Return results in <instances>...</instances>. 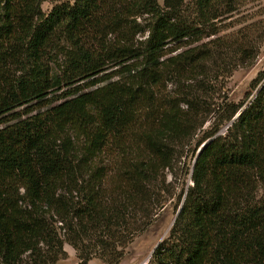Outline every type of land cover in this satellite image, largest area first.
Segmentation results:
<instances>
[{"label":"trees","instance_id":"1","mask_svg":"<svg viewBox=\"0 0 264 264\" xmlns=\"http://www.w3.org/2000/svg\"><path fill=\"white\" fill-rule=\"evenodd\" d=\"M246 1L0 0V264H55L64 245L118 264L192 142L146 264H264V71L251 98L222 94L264 43L256 13L220 34Z\"/></svg>","mask_w":264,"mask_h":264},{"label":"rangeland","instance_id":"2","mask_svg":"<svg viewBox=\"0 0 264 264\" xmlns=\"http://www.w3.org/2000/svg\"><path fill=\"white\" fill-rule=\"evenodd\" d=\"M55 2H43L41 9L44 13H47ZM254 17L251 21L262 20L264 21V0H247L245 5L240 9V13L235 15L231 19V24L228 29H223L220 34H231L236 36L239 29L242 32H246L249 27L242 28L245 24L249 23L251 14ZM259 13V14H258ZM249 20V21H248ZM250 21V22H251ZM140 37L139 39H141ZM118 67L112 68L116 70ZM264 71V43L261 45L259 53L254 63L245 68H236L230 77L225 80L222 94H226L228 100L232 102H239L245 96L251 98L254 94L255 79ZM228 124L224 125L220 132H224ZM207 126V123L203 128ZM200 135H197L195 139H199ZM195 140V141H196ZM195 149L194 142L189 146L183 147L181 156H177L173 162L172 168L169 171H165L166 183H169L171 190V197L167 198L163 207L158 210L155 220L151 226L142 234L133 238V240L123 249V258L118 264H145L146 260L150 258L152 249L155 244L161 239L163 240L170 228L171 221L174 219L176 212L179 208V197L185 187L191 184L190 172L191 163L193 158V152ZM67 257L65 259L58 260L55 264H78L75 252L73 249L64 245ZM87 264H106L103 261L92 258Z\"/></svg>","mask_w":264,"mask_h":264},{"label":"water","instance_id":"3","mask_svg":"<svg viewBox=\"0 0 264 264\" xmlns=\"http://www.w3.org/2000/svg\"><path fill=\"white\" fill-rule=\"evenodd\" d=\"M239 114H240V113L238 112V113L233 117L232 121L235 120V119L239 116ZM232 121H231V122H232ZM229 124H230V123H229ZM229 124H228V125H229ZM226 128H227V126H226ZM224 130H225V128H224ZM219 133H221V132H219ZM217 135H218V134H216V135L213 136L212 138L216 137ZM212 138H211V139H212ZM211 139H208L207 141H205L204 143H202L201 146L199 147V149H198L197 152H199L200 149H201V148H202V147H203V146H204L209 140H211ZM181 204H182V203H181ZM180 207H181V205L179 206V208H178V210H177V212H176V215H177V213H178ZM176 215H175V216H176ZM174 220H175V217H174V219L171 221V226L173 225ZM160 242H161V239L155 244L154 248L152 249V252L154 251V249L157 247V245H158ZM152 252H151V253H152ZM150 256H151V255H150ZM148 260H149V258L146 260L145 264L147 263Z\"/></svg>","mask_w":264,"mask_h":264}]
</instances>
